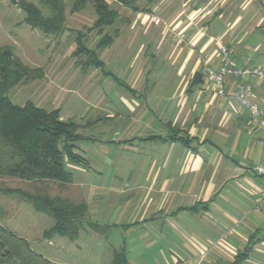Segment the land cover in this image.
<instances>
[{"label": "crops", "instance_id": "obj_1", "mask_svg": "<svg viewBox=\"0 0 264 264\" xmlns=\"http://www.w3.org/2000/svg\"><path fill=\"white\" fill-rule=\"evenodd\" d=\"M146 2V8L133 4L138 11L128 7L135 13L130 29L138 27L141 42L119 43L121 34L113 31L106 47L114 44L119 55L134 56L123 68L128 82L101 72L124 90L120 105L90 107L100 115L81 127L107 125L111 138L97 134L103 137L98 154L75 144L85 164L69 167V184L53 182L67 191L55 196L85 204L88 222L105 225L113 264H136L139 255L150 253L152 264H264V179L253 172L264 165L257 144L264 132L253 131L234 100V79L220 98L201 71L222 63L223 47L238 64L264 71V0ZM96 34L92 49L101 38ZM81 61L75 63L87 79L96 76L87 69H103L100 60V68ZM150 61L157 62L156 70ZM119 64L115 60L114 67ZM249 82L264 109V83ZM80 136L85 143L88 138ZM105 144L117 155L111 157ZM94 231L85 225L78 240Z\"/></svg>", "mask_w": 264, "mask_h": 264}, {"label": "rangeland", "instance_id": "obj_2", "mask_svg": "<svg viewBox=\"0 0 264 264\" xmlns=\"http://www.w3.org/2000/svg\"><path fill=\"white\" fill-rule=\"evenodd\" d=\"M15 1L32 3L44 16L50 15V11L40 4L39 0ZM72 1L64 0L63 32L59 36H47L23 22L24 15L19 6L11 3L10 0H0V47L11 50L24 65L31 69H39L41 73L40 77L20 83L11 89L8 92V97L20 106L31 102L36 107L48 112L60 109L61 120L74 122L79 127L78 134L88 138L82 141L85 142L83 144L80 141L77 142V147L81 148L85 145L84 147L91 148L92 154H98L103 152L102 146L99 144L103 141V137L97 134H101L103 131L107 132L108 135L104 136L106 139H110L112 133L108 130L107 125L103 126L97 123L98 126L82 129V124L90 118L93 119L96 115H100L90 107L104 103L120 105L119 95L125 93L122 88L115 85L110 77L101 74V72H112L124 82H128L123 68L134 56L132 52L119 55L113 50L114 44L97 51L95 48L92 49L96 44L97 34L95 30L88 31V28L96 20L94 11L88 4L81 12L72 14L70 13ZM106 1L118 13V18L113 29L105 28L104 33L113 35V31L120 32L121 36L117 39L120 41L119 43L128 38L129 41L134 38L141 42L142 35L141 32H138V27L135 26L132 31L130 29L131 18L135 13L116 2ZM133 4L138 8L148 7L146 0H134ZM78 32L82 34L84 44L94 51L104 64L101 70L93 68L86 70L90 76L96 75L90 79L83 75L84 71L81 70V66L75 63V60L87 58L84 54L78 57L73 55L77 45ZM120 56L124 59L122 60ZM115 60L120 63L119 68L114 67ZM150 64V70H156L157 62L155 64L150 61ZM65 85L67 88H64ZM103 146L111 157L116 156L119 152L109 144ZM77 153L80 154V152ZM66 165L70 171L69 167L72 163L67 161ZM115 170L112 167L107 171ZM58 185L51 181H25L13 177H0V224L25 240L34 252L41 254L44 258L54 260L58 264H113L114 245L110 237L106 235L108 232L104 229V224H99L100 228L90 232V237L83 239L81 237L76 241L58 235L45 236V232L51 224L50 218L37 212L29 202L25 201L23 195L40 194L54 197L58 193L66 194L67 191L61 190ZM137 232L139 231H135V234ZM155 259V255L150 253L139 255L134 262L136 264H152L151 260ZM158 263H160L159 260Z\"/></svg>", "mask_w": 264, "mask_h": 264}, {"label": "trees", "instance_id": "obj_3", "mask_svg": "<svg viewBox=\"0 0 264 264\" xmlns=\"http://www.w3.org/2000/svg\"><path fill=\"white\" fill-rule=\"evenodd\" d=\"M119 5L139 9L133 6L134 0H111ZM149 2L153 0H148ZM19 6L24 15L23 22L45 35L59 36L64 30V0H39L50 11L49 16L32 3L10 0ZM91 5L96 20L88 31L95 30L101 35L96 50L110 45L113 37L105 34L104 29L115 24L118 13L106 0H73L70 13L81 12ZM75 57L86 55L81 61L84 66L100 68L102 63L94 51L83 44V36L78 32ZM202 74V73H201ZM41 76L39 69L24 65L7 48L0 47V177H13L25 181H52L60 185L71 182V173L66 162L84 165V159L76 152V142L80 140L78 125L72 121H63L59 110L45 111L31 102L16 105L8 92L20 83ZM26 202L39 213L50 218L51 224L45 232L46 237L59 235L76 241L85 225L97 230L87 220V207L83 203H72L59 196L23 195ZM118 255L116 262L118 263ZM0 264H54L31 251L28 243L17 237L11 230L0 225Z\"/></svg>", "mask_w": 264, "mask_h": 264}, {"label": "built area", "instance_id": "obj_4", "mask_svg": "<svg viewBox=\"0 0 264 264\" xmlns=\"http://www.w3.org/2000/svg\"><path fill=\"white\" fill-rule=\"evenodd\" d=\"M223 61L218 67L205 64L201 71L205 80L210 85L216 96L224 98L226 96L227 81L235 80L234 100L246 110L250 127L255 132H264V109H261L254 99V89L250 84V79H256L264 83V71L258 67H250L238 64L229 57L228 50L221 48ZM257 144L264 151V136L257 140ZM256 176L264 179V165L256 166L253 169ZM264 205V201H263Z\"/></svg>", "mask_w": 264, "mask_h": 264}]
</instances>
